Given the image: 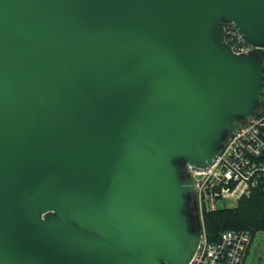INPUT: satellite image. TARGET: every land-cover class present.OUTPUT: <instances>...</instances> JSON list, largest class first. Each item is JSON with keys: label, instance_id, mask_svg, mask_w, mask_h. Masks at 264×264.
Masks as SVG:
<instances>
[{"label": "water", "instance_id": "obj_1", "mask_svg": "<svg viewBox=\"0 0 264 264\" xmlns=\"http://www.w3.org/2000/svg\"><path fill=\"white\" fill-rule=\"evenodd\" d=\"M262 111L264 0H0V264H189L185 167Z\"/></svg>", "mask_w": 264, "mask_h": 264}, {"label": "built area", "instance_id": "obj_2", "mask_svg": "<svg viewBox=\"0 0 264 264\" xmlns=\"http://www.w3.org/2000/svg\"><path fill=\"white\" fill-rule=\"evenodd\" d=\"M225 42L234 54L249 53L255 47L245 43L232 24H224ZM264 113L231 134L215 162L205 168L186 165L193 181L196 215L201 224V242L189 264H243L252 236L243 231H226L216 243L208 240L205 217L220 210L219 203L239 201L254 190L264 193Z\"/></svg>", "mask_w": 264, "mask_h": 264}, {"label": "trees", "instance_id": "obj_3", "mask_svg": "<svg viewBox=\"0 0 264 264\" xmlns=\"http://www.w3.org/2000/svg\"><path fill=\"white\" fill-rule=\"evenodd\" d=\"M205 228L211 243H216L226 231L247 232L252 238L264 233V193L254 190L249 197L240 199L237 207L206 215Z\"/></svg>", "mask_w": 264, "mask_h": 264}, {"label": "rangeland", "instance_id": "obj_4", "mask_svg": "<svg viewBox=\"0 0 264 264\" xmlns=\"http://www.w3.org/2000/svg\"><path fill=\"white\" fill-rule=\"evenodd\" d=\"M218 205L220 209H233L237 207L238 201L228 199L221 201ZM244 264H264V233H259L253 237Z\"/></svg>", "mask_w": 264, "mask_h": 264}, {"label": "crops", "instance_id": "obj_5", "mask_svg": "<svg viewBox=\"0 0 264 264\" xmlns=\"http://www.w3.org/2000/svg\"><path fill=\"white\" fill-rule=\"evenodd\" d=\"M251 244H252V243H251ZM248 253H249V249H248V252H247V254H248ZM247 254H246V256H247ZM246 256H245V257H246ZM244 261H245V259H244ZM243 264H244V263H243Z\"/></svg>", "mask_w": 264, "mask_h": 264}]
</instances>
